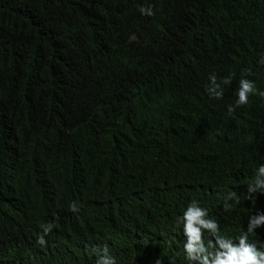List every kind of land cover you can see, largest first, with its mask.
Returning <instances> with one entry per match:
<instances>
[{"label": "trees", "instance_id": "obj_1", "mask_svg": "<svg viewBox=\"0 0 264 264\" xmlns=\"http://www.w3.org/2000/svg\"><path fill=\"white\" fill-rule=\"evenodd\" d=\"M262 54L264 0H0V264H94L104 244L117 264H186L192 200L238 235L264 213V96L228 106L242 74L264 90Z\"/></svg>", "mask_w": 264, "mask_h": 264}, {"label": "clouds", "instance_id": "obj_2", "mask_svg": "<svg viewBox=\"0 0 264 264\" xmlns=\"http://www.w3.org/2000/svg\"><path fill=\"white\" fill-rule=\"evenodd\" d=\"M137 10L141 16L154 15L151 4H141ZM257 64L264 66V54ZM232 75L234 74L224 77L222 83L230 85ZM208 81L206 92L210 98L222 99L224 89L221 83L217 82L216 75H209ZM257 94L264 96V90H259L255 81L242 74L235 92L234 104L228 106V112L231 113L236 107L247 105L249 97ZM248 192L264 193V163H259L256 167L255 176L248 185ZM229 200L233 203H228ZM238 203L237 194L229 192L224 206L226 209H231ZM70 210L74 213L79 211L76 201L70 203ZM55 226L54 221L43 224L41 231L37 233L36 244L44 248L48 243L46 237L52 233ZM262 226H264V213L257 212L249 216L246 228L238 235H225L221 232L218 221L210 217L208 208L201 206L200 201L192 200L175 219L174 228L179 229L182 237V246L177 254L182 253L186 264H264V248L250 241V237ZM94 252L99 253L94 264H117V257L111 254L107 244L97 246ZM155 264H161L159 258L156 259Z\"/></svg>", "mask_w": 264, "mask_h": 264}, {"label": "bare ground", "instance_id": "obj_3", "mask_svg": "<svg viewBox=\"0 0 264 264\" xmlns=\"http://www.w3.org/2000/svg\"><path fill=\"white\" fill-rule=\"evenodd\" d=\"M261 6V5H260ZM246 23V22H245Z\"/></svg>", "mask_w": 264, "mask_h": 264}]
</instances>
